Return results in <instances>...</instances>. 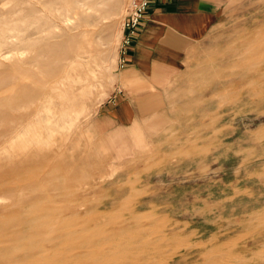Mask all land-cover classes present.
Here are the masks:
<instances>
[{"label": "rangeland", "instance_id": "rangeland-1", "mask_svg": "<svg viewBox=\"0 0 264 264\" xmlns=\"http://www.w3.org/2000/svg\"><path fill=\"white\" fill-rule=\"evenodd\" d=\"M85 2L88 12L70 0H0V67L11 42L91 29L88 65L74 70L95 78L92 103L59 126L81 151L70 179L88 176L79 187L107 203V219L141 204V224L167 232L158 262L209 264L216 248L228 264H264V0L227 2L193 50L145 70L119 65L131 0Z\"/></svg>", "mask_w": 264, "mask_h": 264}, {"label": "bare ground", "instance_id": "bare-ground-1", "mask_svg": "<svg viewBox=\"0 0 264 264\" xmlns=\"http://www.w3.org/2000/svg\"><path fill=\"white\" fill-rule=\"evenodd\" d=\"M32 1L40 2L21 0ZM70 1L90 10L85 0ZM81 25L40 45L11 42L2 55L9 61L0 67V264H163L156 256L167 232L158 230L154 219L149 226L141 224V204L127 209L128 217L111 207L116 216L107 219L108 211L102 210L107 203L89 200V188L79 187L88 176L76 182L69 177L67 170L81 151L59 132L60 122L65 125L73 111L90 107L96 82L74 70V65H88L84 47L91 29ZM156 230L160 236L151 237ZM214 251L205 254L209 264H228Z\"/></svg>", "mask_w": 264, "mask_h": 264}, {"label": "crops", "instance_id": "crops-1", "mask_svg": "<svg viewBox=\"0 0 264 264\" xmlns=\"http://www.w3.org/2000/svg\"><path fill=\"white\" fill-rule=\"evenodd\" d=\"M230 1L154 0L129 50V64L145 70L156 57L179 60L205 37Z\"/></svg>", "mask_w": 264, "mask_h": 264}, {"label": "built area", "instance_id": "built-area-1", "mask_svg": "<svg viewBox=\"0 0 264 264\" xmlns=\"http://www.w3.org/2000/svg\"><path fill=\"white\" fill-rule=\"evenodd\" d=\"M154 0H131L123 22L122 42L120 47V67H125L130 62L129 50L133 41L139 36L146 16Z\"/></svg>", "mask_w": 264, "mask_h": 264}]
</instances>
